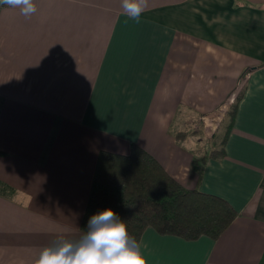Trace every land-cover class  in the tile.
I'll use <instances>...</instances> for the list:
<instances>
[{
	"label": "crops",
	"instance_id": "1",
	"mask_svg": "<svg viewBox=\"0 0 264 264\" xmlns=\"http://www.w3.org/2000/svg\"><path fill=\"white\" fill-rule=\"evenodd\" d=\"M33 2L28 17L0 8V184L14 190L0 186V264L78 240L98 153L132 142L239 213L217 240L146 227V264H264V0H146L139 21L122 0ZM241 92L198 182L208 149L173 124L190 115L211 137Z\"/></svg>",
	"mask_w": 264,
	"mask_h": 264
},
{
	"label": "trees",
	"instance_id": "2",
	"mask_svg": "<svg viewBox=\"0 0 264 264\" xmlns=\"http://www.w3.org/2000/svg\"><path fill=\"white\" fill-rule=\"evenodd\" d=\"M242 94L231 105L220 148L193 158L191 167L198 174V182L202 180L206 161L225 155L223 146L233 127ZM2 102L0 98V107ZM188 135L187 131H179L176 138L184 139ZM3 155L0 151V156ZM0 186L2 190L14 191L4 184ZM105 208L118 214L137 242L148 226L160 235L188 241L201 236L217 240L239 215L223 198L198 188L184 187L150 153L133 142L127 155L104 150L98 153L80 229L86 230L90 216Z\"/></svg>",
	"mask_w": 264,
	"mask_h": 264
},
{
	"label": "clouds",
	"instance_id": "3",
	"mask_svg": "<svg viewBox=\"0 0 264 264\" xmlns=\"http://www.w3.org/2000/svg\"><path fill=\"white\" fill-rule=\"evenodd\" d=\"M0 5L18 8L28 17L36 11L33 0H0ZM122 9L139 21L146 0H122ZM32 264H146L136 239L111 208L92 214L78 240L43 246Z\"/></svg>",
	"mask_w": 264,
	"mask_h": 264
},
{
	"label": "rangeland",
	"instance_id": "4",
	"mask_svg": "<svg viewBox=\"0 0 264 264\" xmlns=\"http://www.w3.org/2000/svg\"><path fill=\"white\" fill-rule=\"evenodd\" d=\"M232 104L233 103H231V105ZM231 105L227 108L225 115L222 117L221 121L219 122V125H218L219 128H217L215 130V132L213 133V135L211 137H210L211 129L209 128L207 130H204L203 124L199 123V121H201V120H199V119L196 120V123H197L196 127H193L192 124L190 125L188 123V121H189L188 118L191 117L190 115H186L184 117L180 116L182 118L176 119V122H174V124H173V129L175 131L186 130L189 133L188 137L192 136V139H193V142L195 143V145L199 146L202 149V151L205 149V147H207L208 150L205 153H208V151H210L211 149L220 148V146H221V139H222V136L224 134L225 126L227 125V123L229 121L228 120L229 119L228 113L232 110ZM192 127L194 129H196V130H193L195 133L191 132L192 129L190 131L188 130L189 128H192ZM186 128H188V129H186ZM198 144H200L201 146Z\"/></svg>",
	"mask_w": 264,
	"mask_h": 264
}]
</instances>
